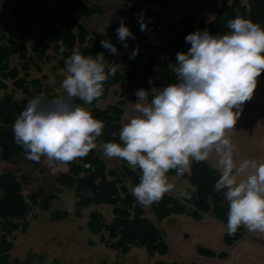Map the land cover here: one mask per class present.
<instances>
[{
	"label": "clouds",
	"instance_id": "1",
	"mask_svg": "<svg viewBox=\"0 0 264 264\" xmlns=\"http://www.w3.org/2000/svg\"><path fill=\"white\" fill-rule=\"evenodd\" d=\"M138 22L140 30L146 31L142 18ZM227 28L230 31L222 35L207 29L188 34L185 42L191 47L178 52L175 64H169L176 82L159 91L156 87L137 90V101L129 102L134 114L120 128L119 142H104L100 147L105 158L125 161L138 170L139 182L131 195L145 207L174 190L170 171L181 177L193 162L215 158L219 178L214 190L228 202L227 235H235L241 227L264 234V161L237 160L239 148L231 138L244 104L252 99L264 74V27L236 16L227 21ZM116 32L124 48L129 37L135 39L123 18ZM101 46L118 54L109 40H102ZM137 54L134 49L129 58ZM107 67L103 53L85 56L72 49L65 60L63 94L34 95L12 125L15 143L26 159L39 163L43 157L49 164L66 165L97 147L104 124L84 105L102 96L104 83L115 73V67L106 71ZM195 191L179 193L181 202L192 210L195 206L186 202Z\"/></svg>",
	"mask_w": 264,
	"mask_h": 264
},
{
	"label": "trees",
	"instance_id": "2",
	"mask_svg": "<svg viewBox=\"0 0 264 264\" xmlns=\"http://www.w3.org/2000/svg\"><path fill=\"white\" fill-rule=\"evenodd\" d=\"M129 3L128 18L124 21L134 34L135 39H127L128 48L119 42L116 29L120 21L108 25L103 31L90 30L77 18L60 17V25H55L52 9L45 8L41 0H0L4 4H11L16 18L22 23L28 36L35 35L37 39L36 50L47 55L48 59L60 55L57 59L60 66L65 68V60L70 56L72 49L78 48L85 56H96L103 53L108 71L115 67V73L108 76L104 83V92L100 98L107 95L109 89L115 84H125L132 92L143 89H161L168 84L175 83L176 77L169 64H175L178 52H187L191 47L185 42V37L193 32L207 29L212 34H226L227 21L236 16L250 19L264 27V0H231L223 1L218 13L207 23L199 21L195 24L194 15L186 9L176 5L171 0H125ZM198 2L200 0H192ZM79 7L84 9L87 16L103 13V6L91 0H59L54 6ZM147 25L146 31L140 30V23ZM102 40H109L117 48L116 55L110 54L101 46ZM65 49L61 53V49ZM48 49L54 51V57L46 53ZM138 49L135 59H130L131 51ZM17 51L16 35L10 24L0 11V89H7V80L12 81L14 89H19L24 96L16 98L12 92L6 93L0 99V154L8 158L16 153H25L23 148L15 143L12 125L17 116L26 107L27 102L34 96L29 86L28 77L31 64L36 65L34 56L28 53L26 45L20 47L19 66H10V58ZM23 71V74L21 72ZM264 80V74L259 77ZM153 80L154 84H149ZM34 84L38 80H31ZM153 98L152 94L149 99ZM137 100L136 95L132 96ZM99 100V99H98ZM93 101L90 111L93 116L104 124L103 134L99 139L104 143L108 141L119 142V130L122 127V118L126 110V101L119 99L105 107ZM116 132L117 136H112ZM87 165V166H86ZM126 176L130 177L136 185L139 182L138 170L130 169L127 163L123 165ZM170 174H175L170 171ZM190 185L184 190L192 191L193 198L187 204L195 206L190 209L179 197L166 194L159 203L150 206V211L158 220H163L173 214H186L194 220H202L207 213L214 215L227 224L228 202L222 193L214 190L219 173L216 167L208 161L193 162L188 173L184 174ZM55 193L45 198L44 208H47L49 199L55 198L64 187L72 188L77 201L75 215L81 217L83 209L91 205L108 204L112 206L113 217L111 221L103 222L97 212H91L88 227L94 234H100V241L106 247L118 250L124 254L129 253L134 246L144 247L147 253L154 257L166 255L170 251L169 243L164 232L146 213L144 206L138 204L128 186L124 183L121 174L115 168H108L104 159L96 149H93L83 159H77L69 164V169L57 176ZM22 181L11 172L0 173V219L2 228L0 234V264H19L17 260L9 261L10 251L14 248L9 236L22 226L27 231V202L35 206L38 192L30 195L24 194ZM91 193L89 197L87 193ZM68 211L55 210L51 212V219L61 220L68 216ZM245 235L243 227L235 235L224 233V243L232 245ZM197 252L207 257L225 258V250L216 252L205 246H198ZM153 264H172L165 260H157Z\"/></svg>",
	"mask_w": 264,
	"mask_h": 264
},
{
	"label": "rangeland",
	"instance_id": "3",
	"mask_svg": "<svg viewBox=\"0 0 264 264\" xmlns=\"http://www.w3.org/2000/svg\"><path fill=\"white\" fill-rule=\"evenodd\" d=\"M171 1L191 12L195 17V24H197L199 21L208 23L218 13L222 2H230L231 0ZM58 2L59 0H41L45 8L52 9V16L57 26L60 25V17L68 16L71 19L77 18L80 23L85 24L90 30L101 32L108 25L121 21V18L126 21L129 16V3L125 0H91V3L98 2L103 6V13H96L92 16H87L84 9L79 7L55 8L54 6ZM12 6L11 4L0 2V11L16 35L17 51L10 58V66H19L21 62L19 57L20 47L23 44L26 45L28 53L34 56L37 62L36 65H30V76L27 79L34 95L42 91L46 92L49 98L63 94L61 82L66 73L64 71L65 68L58 63L57 59L60 55L56 59L54 51L48 49L46 53L54 57L48 59L47 55L40 54L36 50L37 39L35 35L32 37L27 35L22 23L14 15ZM21 74H23V71ZM31 80H38V83L34 84ZM6 83L8 88L0 89V99L9 92H12L18 99L24 96L21 90L13 88L11 80H7ZM135 93L127 89L125 84H115L109 89L106 97L99 98L97 105L103 108L119 99H124L126 101V110L122 118L123 126L127 122V117L134 114L130 103L137 101L132 99ZM75 103L82 104L83 102L76 100ZM84 106L90 110L88 105ZM96 143L97 147L95 149L104 159L107 167L117 169L131 192L135 184L124 172L123 165L125 161L105 158L100 147L103 142L98 138ZM66 165L59 163L49 164L43 157L37 163L26 159L25 153L22 152L13 154L8 158L0 154V173L11 172L15 174L22 181L25 195L39 193L36 205L33 206V210L30 213H27V220L29 221L27 231L23 232L22 226H20L9 236V240L14 243V248L10 251L9 261L17 260L19 264H153L157 260H165L172 264H214L218 263L219 259L223 261L222 258L200 255L196 251V246H193L194 242L188 246V250H184L185 248L182 247L184 253H181L178 248H174L166 255H156L154 257L150 256L145 248L140 246H134L127 254L106 247L100 241V234H94V232L90 231L88 221L91 212H97L103 222L109 223L113 217L111 205H91L84 208L83 215L78 217L75 215V203L77 201L75 192L72 188L64 187L61 193H56L55 198L49 199L47 208H44L46 196L52 192L55 193L58 185L57 176L62 172L68 171L69 164L67 170H65ZM168 175L170 182L175 185L174 190L168 194L179 197V193L189 186L190 182L187 178H184V175L181 177L170 173ZM144 208L147 215L164 232L170 244L173 236L170 231L172 226L170 217L173 215L163 220H158L150 211V206H144ZM55 210L68 211L69 214L64 219L53 221L51 212ZM182 220H184V217L180 216L179 222L181 223ZM2 221L0 219V234ZM179 222L174 221V225Z\"/></svg>",
	"mask_w": 264,
	"mask_h": 264
},
{
	"label": "crops",
	"instance_id": "4",
	"mask_svg": "<svg viewBox=\"0 0 264 264\" xmlns=\"http://www.w3.org/2000/svg\"><path fill=\"white\" fill-rule=\"evenodd\" d=\"M231 138L239 148L237 160L251 157L264 161L263 79L258 78L254 95L244 104ZM208 162L216 167L215 158H210ZM67 168L68 164L65 170ZM180 216L184 217L181 223ZM170 219H172L170 231L173 236L169 244V252L178 248L181 253H184V250H188V246L194 242L196 251L198 246H205L216 252L225 250L228 253L227 257L222 258L223 261L219 259L218 263L214 264H264V234L249 232L243 227L245 235L234 244L226 245L223 240L226 225L214 215L207 213L202 220L197 221L186 214H173ZM174 221L179 223L174 225ZM182 247L185 249L182 250Z\"/></svg>",
	"mask_w": 264,
	"mask_h": 264
},
{
	"label": "water",
	"instance_id": "5",
	"mask_svg": "<svg viewBox=\"0 0 264 264\" xmlns=\"http://www.w3.org/2000/svg\"><path fill=\"white\" fill-rule=\"evenodd\" d=\"M33 210V205L28 201L27 202V213H30Z\"/></svg>",
	"mask_w": 264,
	"mask_h": 264
}]
</instances>
